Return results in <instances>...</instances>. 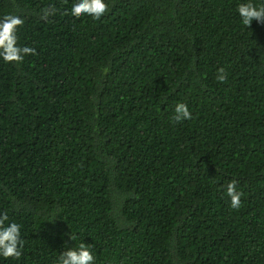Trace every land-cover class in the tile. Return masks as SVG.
<instances>
[{
    "label": "trees",
    "instance_id": "trees-1",
    "mask_svg": "<svg viewBox=\"0 0 264 264\" xmlns=\"http://www.w3.org/2000/svg\"><path fill=\"white\" fill-rule=\"evenodd\" d=\"M238 2L0 0L35 49L0 61V213L26 242L3 264H55L71 231L98 264H264V25Z\"/></svg>",
    "mask_w": 264,
    "mask_h": 264
},
{
    "label": "clouds",
    "instance_id": "clouds-1",
    "mask_svg": "<svg viewBox=\"0 0 264 264\" xmlns=\"http://www.w3.org/2000/svg\"><path fill=\"white\" fill-rule=\"evenodd\" d=\"M108 8L107 0H72L67 14L73 18L89 17L100 20ZM54 14V9L43 10L45 18ZM235 15L242 29L250 30L254 21L264 25V0H239L235 6ZM23 23L17 15L10 14L0 19V61L10 65L20 64L27 56L35 54L34 48L19 44L18 31ZM216 79L220 83L227 80L224 68L218 70ZM172 119L176 123L192 119L188 105L183 102L176 103ZM237 185L238 182L233 179L225 186L224 194L233 209H239L242 205L243 193L238 191ZM77 238L78 234L72 231L67 235V240L73 242V245L68 246L65 243L64 250L59 252L55 264H98L94 246L84 242L77 245L75 243ZM25 243L23 225L10 219L7 212L0 213V264L9 260L19 261Z\"/></svg>",
    "mask_w": 264,
    "mask_h": 264
}]
</instances>
